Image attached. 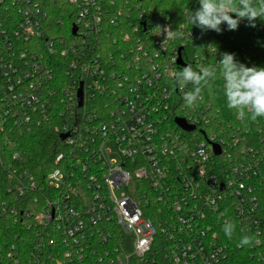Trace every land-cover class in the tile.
I'll return each mask as SVG.
<instances>
[{
    "label": "built area",
    "instance_id": "built-area-1",
    "mask_svg": "<svg viewBox=\"0 0 264 264\" xmlns=\"http://www.w3.org/2000/svg\"><path fill=\"white\" fill-rule=\"evenodd\" d=\"M109 2L65 0L59 16L40 0H0V255L13 256L23 231L29 245L13 264H264V117L214 123L202 91L187 106L193 86L172 74L218 69L208 57L217 52L189 51L185 25L153 18L141 2L132 60L108 64ZM254 25L238 27L264 28ZM175 35L183 40L173 45ZM253 47L242 51L257 57ZM38 131L57 137L44 183L21 151ZM245 235L251 243L238 247Z\"/></svg>",
    "mask_w": 264,
    "mask_h": 264
},
{
    "label": "trees",
    "instance_id": "trees-1",
    "mask_svg": "<svg viewBox=\"0 0 264 264\" xmlns=\"http://www.w3.org/2000/svg\"><path fill=\"white\" fill-rule=\"evenodd\" d=\"M40 1L43 2L47 10L59 16L62 15L56 14L61 12L59 5H66L65 0ZM113 1L114 3L109 2L107 7V12L113 17H107L105 21V29L107 31L101 35V41L103 54H105L104 59H107L108 64L117 69H122L124 67L126 69V64L132 60L131 54L134 52L133 48L135 47L137 37V34L132 30V26L138 24L137 12L132 9V5L136 1L141 2L145 7L153 8V18L155 16H161L164 21L172 24L175 29H179L182 25H185L188 33L184 37V40L189 51L194 50V52L207 53L214 48L217 54L216 56L210 54V56H208L210 61L217 60L218 58L220 60L224 53H232L238 61L245 63L249 67L253 65V63L258 67H264V50L263 53H261V46H263L264 49V28L258 34H256V30L248 34L245 28L241 26H239L237 30L229 31L226 30V25H222V29L225 30L220 34L211 30L202 32L197 27L192 26L190 21V10L195 11L199 7L196 0H129V3H126V0ZM233 1L234 0H232V3ZM119 10L120 14L118 18L115 22H111ZM259 21L264 25V17H260ZM126 35L129 36V39L125 38ZM180 40H183L182 37L180 38L175 35V40L172 44L176 45ZM249 43L254 46L251 51L257 52V57L242 51V46L248 45ZM256 44L257 47H255ZM261 54L263 56H261ZM217 70L216 79L210 80L206 85L202 86L201 90L213 104L212 115L214 123L224 125L226 124L225 120H228L234 126L242 125L244 127L252 124L254 119L250 118V113L245 111L244 117L239 118L235 109L227 107L221 73L219 68ZM21 141L24 167L35 173L40 183H44L46 170L48 171L54 167V148L57 137H54L50 132L44 133V131H38L35 134L24 135ZM4 234L7 238H12L13 235L11 232ZM21 234L22 237L19 242V249L13 253L12 257L8 255L10 251H2L3 255H0V264H13L16 260L21 261L23 259L19 253H24L29 244L26 239L28 236L27 233L22 231Z\"/></svg>",
    "mask_w": 264,
    "mask_h": 264
},
{
    "label": "clouds",
    "instance_id": "clouds-1",
    "mask_svg": "<svg viewBox=\"0 0 264 264\" xmlns=\"http://www.w3.org/2000/svg\"><path fill=\"white\" fill-rule=\"evenodd\" d=\"M199 7L195 11L190 10L192 26L202 32L209 30L220 34L222 25L226 30H237L238 25L244 19L248 26L254 27L256 18L264 17V0H239L238 5H233L232 0H196ZM166 39L172 35V30L164 29ZM217 66L223 80V92L226 105L235 109L237 116L243 118L245 111L250 113V118L264 117V67H249L238 61L234 54L224 53ZM216 66L198 65L196 69L192 65H186L172 75L181 88L191 83L192 90L184 92L182 98L187 106L194 105L200 98L202 86L210 80L216 79ZM235 226L231 223L223 225V231L229 239L232 237ZM251 243V238L242 236L238 247Z\"/></svg>",
    "mask_w": 264,
    "mask_h": 264
},
{
    "label": "water",
    "instance_id": "water-1",
    "mask_svg": "<svg viewBox=\"0 0 264 264\" xmlns=\"http://www.w3.org/2000/svg\"><path fill=\"white\" fill-rule=\"evenodd\" d=\"M76 31H77L76 28H74L73 33H76ZM178 63L181 64V65H183V60H182L181 56H180L179 59H178ZM78 98H79V105L82 106V102H83V93H82V89L79 90ZM176 123H177L180 127L184 128V129H186V130H192V129H194V127H193L192 125H189V124H188L184 119H182V118H177V119H176ZM65 137H66V135L63 136V138H65ZM217 152L219 153V150H218Z\"/></svg>",
    "mask_w": 264,
    "mask_h": 264
},
{
    "label": "rangeland",
    "instance_id": "rangeland-1",
    "mask_svg": "<svg viewBox=\"0 0 264 264\" xmlns=\"http://www.w3.org/2000/svg\"><path fill=\"white\" fill-rule=\"evenodd\" d=\"M121 192H122V190H116V193L118 196H120Z\"/></svg>",
    "mask_w": 264,
    "mask_h": 264
}]
</instances>
